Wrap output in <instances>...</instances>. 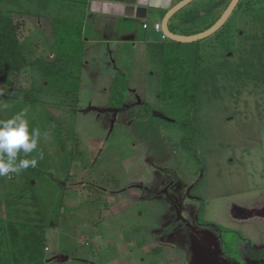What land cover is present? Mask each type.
Listing matches in <instances>:
<instances>
[{"label": "rangeland", "instance_id": "obj_1", "mask_svg": "<svg viewBox=\"0 0 264 264\" xmlns=\"http://www.w3.org/2000/svg\"><path fill=\"white\" fill-rule=\"evenodd\" d=\"M31 2L18 4L29 11L23 15L27 29L22 40L40 47L37 52L32 48L37 56L48 51L43 38L47 34L37 28L34 14L39 7ZM228 2L194 0L171 17L169 29L183 35L200 32ZM67 3L52 0L56 8L50 14L63 18L57 11L72 6ZM11 7L19 9L16 3L0 0V9ZM74 8L77 14L70 16L74 22L60 25L59 35L60 50L71 55L73 63L68 65L78 67L80 59L79 91L73 93L76 80L70 79L67 95L48 88L33 103L0 99V106L7 105L0 107V119L26 109L31 127L41 132L37 150L27 157H37L38 175L24 170L31 174V188L24 171L0 177V219L5 203L19 198L11 209L12 219L44 223L46 254L55 264H188V227L164 195L149 198L140 187L158 190L174 178L168 192L187 223L198 228L196 214L201 208L197 214L201 220L237 226L245 238L263 243L248 221L232 220L230 210L234 203L248 208L255 197L252 185H264V0H241L218 31L199 41L201 67L215 80L202 84L206 91L199 92L190 109L158 98L160 61L155 44L168 40L153 23L161 21L163 10L148 8V28L139 26V33L150 43L137 44L132 55L126 49L125 55L113 39L101 41L89 32L91 22L79 36L81 11L86 9L80 3ZM43 22L50 24L49 18ZM27 41L26 51L31 50ZM118 72L129 76L121 108L111 105L110 95ZM42 81L38 71L29 68L5 74L0 86L38 87ZM93 223L98 224L95 231ZM87 228L97 237L103 232L110 241L85 244L78 236ZM210 229L214 232L215 225ZM224 238L231 244L234 235L226 233ZM154 243L157 251L148 249ZM245 248L242 243L244 254Z\"/></svg>", "mask_w": 264, "mask_h": 264}, {"label": "trees", "instance_id": "obj_2", "mask_svg": "<svg viewBox=\"0 0 264 264\" xmlns=\"http://www.w3.org/2000/svg\"><path fill=\"white\" fill-rule=\"evenodd\" d=\"M33 1L39 8L47 9L52 0H29ZM67 1L68 5L74 6L77 3L86 5V1L62 0ZM239 0L237 6L240 5ZM6 3H16L19 8V0H6ZM236 6V7H237ZM61 9V7H59ZM16 9H0V81L2 77L9 72H20L26 66L34 67L40 73L45 85L39 88H26L22 86H0V99L17 100L21 102H36L37 93L48 88H53L62 95H67L70 89H67V80H76L73 82V93H77L80 83V59L78 58V67L71 68L68 63H73L71 55L62 53L60 50V25H71L74 21L70 17H54V38L57 45V53L50 62L40 58H35L27 63L24 59L20 44L22 21L16 20L13 13ZM20 11V10H19ZM18 12V11H17ZM21 12V11H20ZM59 13V12H58ZM175 15V14H174ZM264 21V19H262ZM180 21V19H179ZM169 27V26H168ZM218 31V30H217ZM68 36V31L66 32ZM80 36L82 25L77 28ZM68 38V37H66ZM262 47L264 49V27L262 31ZM167 40V39H166ZM200 40L191 43H180L175 41L157 42L160 71L158 77V98L161 102L175 107L191 108L196 105L197 97L202 84L208 79L215 80V75L205 72L201 67ZM70 43V41L68 42ZM84 41L80 43V52L82 53ZM66 83V86L64 84ZM129 76L124 73H117L112 80L110 95L111 105L116 108L123 107L126 93L128 91ZM204 90L203 92H205ZM31 173L38 175L34 168H29ZM25 174L26 185L31 188L30 176ZM19 198H13L5 203V216L0 219V264H46L50 261L46 254L44 223L31 220L15 221L12 220L11 209ZM198 209L197 214H199ZM196 214V219L202 221ZM208 225H216L212 222H206ZM227 233L234 235L232 245L227 243V239L222 240L223 250L234 258L241 253L240 245L246 243L245 253L250 252L251 242L249 239L235 230H227ZM232 247H231V246ZM233 250H232V249ZM257 252L254 253L256 256Z\"/></svg>", "mask_w": 264, "mask_h": 264}, {"label": "crops", "instance_id": "obj_3", "mask_svg": "<svg viewBox=\"0 0 264 264\" xmlns=\"http://www.w3.org/2000/svg\"><path fill=\"white\" fill-rule=\"evenodd\" d=\"M85 1H86V5H84V6H85L86 10L81 11L82 30L85 28L83 31L86 32V30H87L86 23L91 22V24H90L91 30L89 29V32L92 31L93 34H98L100 37L99 40H101V41L102 40L109 41V40L113 39L114 41H116L117 43L120 44L119 46H117V49L121 51V54H123V52H124L125 55H127L125 52L126 49L128 50V53H130V55H132V53H133L132 51H134V48L137 44H140L143 41L146 43H150L146 39H143V40L140 39L141 36L139 33V26L142 27L141 26L142 20L144 19L146 21V18L148 16V8L164 10V9L169 8V6L172 3V0H166V2L164 4L161 3V4L157 5V4L152 3L150 0H135V6L147 7L146 17L145 18H136V17H126L123 14H120V11H118L115 8L114 2L104 1V0H85ZM31 4H34V3L31 2ZM55 8H56V6L51 3L47 9L39 8V9H37V11L34 14L35 19H36V23H37L36 24L37 28H40L41 31H43V32L45 30L46 34H47V36L43 35V38L46 39V41H47L45 44V47H47L48 51L41 49L42 52H44V53H42V55L40 54L37 56L32 55V54H34L33 50H35V52H37V50H39L40 47L36 46V45H34V47H33V44L28 42L27 39H24L25 41H27L26 44L28 45V47L31 48V50H32V48H34L32 51L31 50L26 51L24 44H23L24 40H22L23 31L25 32V30L27 29V21L25 18H23V15L24 16L29 15V11L28 10L26 11V10L19 8V9H16L15 12L13 13V15H16L19 17V18H16V20L23 22V25L21 27V34H20V44H21V49L23 52L24 59L27 63L33 61L35 58H40L44 61L50 62L53 60L54 56L56 55L57 45H56L55 38H54V25H53V18L55 16L53 17V15L50 14V12H53V11L55 12ZM63 8H65L64 10H62L64 12H62L61 10L59 11V13H60V15H62V17H70V16L74 17V16H76L77 10L74 8V6L73 7L72 6H65ZM42 11H46V12H42ZM57 13H58V11H57ZM57 17H59V16H57ZM45 18H49L50 24H48V23L44 24V22L42 23V20ZM117 22L118 23L121 22L120 23L121 26H119V28L116 27ZM44 25L46 26L47 29L45 27H43ZM86 40H88V39L85 38V41ZM84 49H85V46H84ZM27 54H29V56H31V57H29V59L26 57ZM29 68L35 69L34 67L26 66L19 73H21V72H23ZM35 70L38 71L37 69H35ZM9 73H17V72H9ZM39 75H40V73H39ZM80 79H81V68H80ZM43 82L44 81H42L41 85H45V84H43ZM41 85L38 87H34V85L32 84L28 88H39V87H41ZM24 87H26V86H24ZM40 92H42V91H39L37 94H39ZM55 92L62 95L57 90ZM15 214H14V216H15ZM4 216H5V214H4ZM12 216H13V214H12ZM11 219H12V217H11ZM12 220H14V219H12ZM97 228H98L97 223L96 224L93 223L91 225L92 230L95 231ZM88 229H90V228H87V230ZM94 231L89 232V230H88L84 235H79L78 238L80 239V241L84 242L85 244H88L89 242H91L95 239H97V241L106 242V243L108 241H110V239L108 238V236H106V234L104 236L103 232L101 233L102 235L100 234V237H97V234ZM156 233H158V232H156ZM169 236H172V235L170 234ZM156 245L157 244L154 243L148 249H151V251L152 250L157 251L158 246H156ZM49 259L51 260L52 258L49 257Z\"/></svg>", "mask_w": 264, "mask_h": 264}, {"label": "flooded vegetation", "instance_id": "obj_4", "mask_svg": "<svg viewBox=\"0 0 264 264\" xmlns=\"http://www.w3.org/2000/svg\"><path fill=\"white\" fill-rule=\"evenodd\" d=\"M174 3H171V5H173ZM167 9L163 10L162 16ZM174 184L175 181L174 178H172L171 180H165L158 190H154L147 185H141L140 187L145 190L149 198L164 195L170 202L172 198L173 202H171V204L174 208V204L177 205V202L175 198L168 192L169 188ZM252 186L254 187H252V192L255 193V197L254 199L250 200V203H247L248 208L245 209L243 206L234 203L230 212L232 215V220L248 221V225L254 228V232L257 233L259 237L264 238V185L260 183L259 185ZM252 219L255 220L252 221ZM182 223L184 225L186 224L189 229L188 249L190 251V258L193 251H196L199 258L198 264H264V242L261 244H256L250 240V252L246 254L241 252L239 253V256L237 258L232 257L223 250L222 240L224 239V235H226V233L228 232L227 230H235L239 232V228L237 226L228 228L215 225L216 230L212 232L210 228L213 225H208L205 221L202 222L196 219L198 228H196L191 223H187L186 221H182ZM211 242H213L215 251L210 247ZM255 252H257L256 256H254Z\"/></svg>", "mask_w": 264, "mask_h": 264}, {"label": "clouds", "instance_id": "obj_5", "mask_svg": "<svg viewBox=\"0 0 264 264\" xmlns=\"http://www.w3.org/2000/svg\"><path fill=\"white\" fill-rule=\"evenodd\" d=\"M27 115L24 109L7 119H0V177L18 175L38 164L37 157H27L37 150L41 132L31 127ZM43 159L44 153L40 151L39 160Z\"/></svg>", "mask_w": 264, "mask_h": 264}, {"label": "water", "instance_id": "obj_6", "mask_svg": "<svg viewBox=\"0 0 264 264\" xmlns=\"http://www.w3.org/2000/svg\"><path fill=\"white\" fill-rule=\"evenodd\" d=\"M104 1L114 2L115 8L118 11H120V14H123L126 17H136V18L146 17L147 7L135 6V0H104ZM193 1L194 0H177V2H175L166 10V12L161 18L160 23H161V30L165 34L167 39L180 43H191L209 37L224 25V23L227 21V19L232 14L233 10L235 9V7L239 2V0H229L228 4L226 5L222 13L219 15V17L210 26H208L207 28H205L200 32L189 35H183L171 31L168 27L169 19L172 16H174V14H176L179 10H181L182 8H184ZM171 202H173L172 198H171ZM174 208L178 215V218L181 221L185 222L184 218L179 216V210L176 204H174ZM210 247L215 251V248L213 247V242H211ZM198 259L199 258L197 252L193 251L188 264H198L199 263Z\"/></svg>", "mask_w": 264, "mask_h": 264}, {"label": "built area", "instance_id": "obj_7", "mask_svg": "<svg viewBox=\"0 0 264 264\" xmlns=\"http://www.w3.org/2000/svg\"><path fill=\"white\" fill-rule=\"evenodd\" d=\"M141 26H142L143 29H147L148 28V23L143 19L142 22H141ZM153 28L155 30L161 31V38L162 39H167V37L165 36V34L161 30V23L160 22H154L153 23ZM45 251L46 252L48 251V247L47 246L45 247ZM46 264H55V263H51V260H50Z\"/></svg>", "mask_w": 264, "mask_h": 264}, {"label": "bare ground", "instance_id": "obj_8", "mask_svg": "<svg viewBox=\"0 0 264 264\" xmlns=\"http://www.w3.org/2000/svg\"><path fill=\"white\" fill-rule=\"evenodd\" d=\"M152 3H154V4H164L165 2H166V0H150ZM168 6V5H167Z\"/></svg>", "mask_w": 264, "mask_h": 264}]
</instances>
